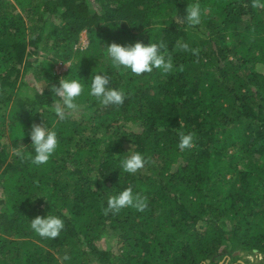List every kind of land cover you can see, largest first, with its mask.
<instances>
[{"label": "trees", "instance_id": "16d2710c", "mask_svg": "<svg viewBox=\"0 0 264 264\" xmlns=\"http://www.w3.org/2000/svg\"><path fill=\"white\" fill-rule=\"evenodd\" d=\"M138 39L162 41L173 70L113 67L105 47ZM95 72L123 104L87 94ZM60 78L86 85L64 120ZM43 119L59 146L35 165ZM136 151L146 163L127 174ZM128 186L147 207L106 213ZM47 213L64 220L55 239L30 227ZM240 252L264 264V0H0V264H251Z\"/></svg>", "mask_w": 264, "mask_h": 264}, {"label": "clouds", "instance_id": "9594fccd", "mask_svg": "<svg viewBox=\"0 0 264 264\" xmlns=\"http://www.w3.org/2000/svg\"><path fill=\"white\" fill-rule=\"evenodd\" d=\"M256 6V5H254ZM202 9L199 4H192L186 8L185 20L189 26H196L201 23ZM178 48L183 51L189 50L187 43L179 42ZM107 58L115 68L130 70L131 73L140 75L151 73L153 69H159L163 73L173 70V63L170 56L166 58L162 49V41H152L145 43L142 40L134 42L119 43L111 42L106 47ZM193 55L197 54L196 49H191ZM86 85L77 78H60L58 83L53 85L58 101L54 106L55 114L60 120L72 115L79 110L80 105L76 102L85 92ZM43 91V90H42ZM87 94L97 99L102 105H121L124 103L125 94L122 90L110 87L109 76L104 72H95L91 76L90 86ZM25 135V133H24ZM34 156L31 162L35 165L46 164L59 146L58 134L48 127L43 119L42 123H33L28 132ZM194 136L192 133H180L178 147L181 151L192 147ZM15 155L23 158L21 151L17 150ZM146 163L145 156L136 151L126 156L120 168L127 174H135L142 169ZM147 207L146 198L135 193L131 186L125 187L115 195H111L107 200L105 212H119L123 208H134L143 211ZM31 229L41 237L49 239L57 238L64 228V220L57 215H37L30 219ZM67 259V257H65Z\"/></svg>", "mask_w": 264, "mask_h": 264}, {"label": "rangeland", "instance_id": "374dc122", "mask_svg": "<svg viewBox=\"0 0 264 264\" xmlns=\"http://www.w3.org/2000/svg\"><path fill=\"white\" fill-rule=\"evenodd\" d=\"M86 42H87L86 36L84 33H82L81 37H80V45H86ZM66 67H67V64L58 65L56 67V72L61 73L62 71L65 70ZM31 81L37 87L40 85V82L36 78H31ZM239 254L241 255L242 259L249 260V262L251 264H260L261 263V257L262 256H260V255H255V254L252 255V254H248V253L246 254L244 252H240Z\"/></svg>", "mask_w": 264, "mask_h": 264}]
</instances>
